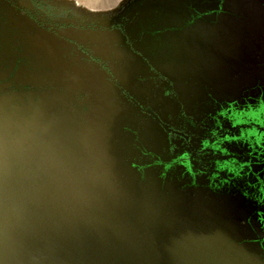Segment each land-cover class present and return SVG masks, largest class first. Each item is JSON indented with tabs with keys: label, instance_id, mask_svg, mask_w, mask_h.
Returning <instances> with one entry per match:
<instances>
[{
	"label": "rangeland",
	"instance_id": "1",
	"mask_svg": "<svg viewBox=\"0 0 264 264\" xmlns=\"http://www.w3.org/2000/svg\"><path fill=\"white\" fill-rule=\"evenodd\" d=\"M21 1L0 0V264H264V0ZM160 8L221 11L225 125L189 128L203 65H175L187 112H161L188 138L125 94L148 89L111 26Z\"/></svg>",
	"mask_w": 264,
	"mask_h": 264
},
{
	"label": "crops",
	"instance_id": "2",
	"mask_svg": "<svg viewBox=\"0 0 264 264\" xmlns=\"http://www.w3.org/2000/svg\"><path fill=\"white\" fill-rule=\"evenodd\" d=\"M150 16L152 18L147 20L149 21V24L146 26L147 28H139L140 31L131 28L127 29V32H144L147 34L148 39L147 46L139 48L135 45L134 50H130L135 62V80L138 79L139 76H142V78L148 79L147 81L149 82L147 85L148 92L139 93L141 96H138L137 93H133L135 98L141 105H149L153 107V111L161 114V89L157 94L154 92L155 88H161V81H158V85H156L153 77L155 74H159L160 76L162 74L164 77L172 79L170 76L173 75L175 65L181 61L182 64L186 66L185 70L187 73L189 72L190 64L205 66V80H207V85L211 88V92H206L204 95L196 94V96H194L195 103L202 105L213 103L214 97H220L218 94L215 95L213 93L214 82L217 83V86H219V82H221V88L217 90L228 89V85L224 84V82L229 81L228 67L230 60L227 40H224V36H214V31L223 33V29L221 28L222 31H220L219 29L213 30V27L202 28V30L204 29L203 31L210 35L206 34L204 37L195 38L196 43L191 47L193 49L190 48V59V52L187 48L182 46L181 37L172 30H166L164 24L161 25V8L152 11ZM198 41L200 44H197ZM194 53L195 60L193 59ZM214 70H216V72H214ZM221 96L224 97L225 95L222 94ZM155 98L157 100L154 101L153 99Z\"/></svg>",
	"mask_w": 264,
	"mask_h": 264
},
{
	"label": "flooded vegetation",
	"instance_id": "3",
	"mask_svg": "<svg viewBox=\"0 0 264 264\" xmlns=\"http://www.w3.org/2000/svg\"><path fill=\"white\" fill-rule=\"evenodd\" d=\"M8 1L9 3H13L15 6L21 8L22 10L27 9V6L24 2H22L21 0H5ZM125 12H127L126 8H121L119 10L113 11V12H109L107 13L109 16H111V20L112 21H121V15L124 14ZM216 13V15L218 16L221 11H210L207 10L205 12V14L201 13L198 14L197 11H195V13L189 14L190 18H187L188 15L184 16V18L179 17L178 20H176V23L173 26H169L166 27V30H172L174 31V33H176L179 37H181V41H182V46H184L185 48H187V50H189L191 47H193V45H195L196 41L195 38H201L204 37L207 33L205 31H203L206 27L211 28L213 27V30H221V28L223 29V33H217L214 31V36H224V40H227V44L229 45V31L228 28L229 26L227 24H223L219 25V19H215L214 18V14ZM33 17V16H32ZM201 17V18H199ZM100 21H106L103 19H99ZM149 20V19H148ZM216 20L217 24L215 25L214 21ZM130 22V23H129ZM149 24V21H141L139 23H135L134 21H127V19H125L124 22H119V24L117 25H113L111 26V28L114 27H118L120 30H122L123 32H125V39L126 42L128 44V46L130 47V50H134L135 45L139 48H143L144 46H147V34L144 32H137L140 31L139 28H147L146 26ZM128 27L129 29H137V31H130L127 32L126 28ZM202 28H204L202 30ZM144 30V29H143ZM199 30V31H198ZM197 31V32H196ZM188 32L191 33V35L188 34ZM199 32V33H198ZM210 35V34H207ZM193 39V40H192ZM197 44H200V42L198 41ZM226 44V41H225ZM227 46V45H225ZM228 47V46H227ZM193 49V48H191ZM193 59L195 60V56H193ZM204 66V65H203ZM198 67V65H197ZM241 68V67H240ZM229 69V67H228ZM199 70V69H198ZM205 70L204 68H200V71ZM198 74V73H197ZM195 74V78H194V82L195 85L194 87L196 88L195 91V96L196 94H201L204 95L206 92L210 93L211 92V88H209V85H207V80L206 79V72L202 75H197ZM139 79L146 81L147 83H145V87L147 89V85H148V79L146 78H142V76L138 77ZM230 79V77H229ZM153 80H155V84L158 85V81H161V87L165 88L167 90H171L170 96L171 97H176L178 96L177 92L175 90H173L172 88L175 87L174 83L171 82V80H169V78L164 77L162 74L161 76L159 74H155L153 77ZM229 81L224 82L225 85H228L229 88ZM209 83V82H208ZM211 84V83H210ZM174 87H173V86ZM156 87V86H155ZM208 88V89H207ZM218 88H221V83L219 84V86H217V84L214 83V89H213V93L216 95L218 94L220 97L219 98H215L213 99V103L211 104H198L196 103L198 106L197 109H188V111L191 112H206L208 113V115L203 118L201 121H203L202 123L199 122H193L194 124L190 125V129H198V128H203V127H214L216 126V124L218 125L219 123H222V125H225L228 121V117H227V102H228V89L226 90H222ZM160 87H157L154 89V92L157 94V92L160 91ZM175 91V92H173ZM125 94L128 96L129 99H131L136 105H138L143 111L149 113L152 117H154L157 122H159L160 125L163 126V128L169 132H172L175 135H181L184 136L185 138H188V134L187 132L184 131V128L181 125H174V124H170L169 122H167L168 118L163 115L161 116V114L159 112L153 111V107L149 106V105H141L140 102H138V100L135 98L134 94H132L130 91L125 90ZM224 94L225 96L222 97L221 95ZM138 96H141L138 94ZM168 95V97H170ZM173 98V99H174ZM148 99V98H147ZM154 101L156 99H153ZM170 107H168V109H163L161 108V112H187V109H184L183 107H179L177 108V104L179 103L180 106H182V102H177L176 98L175 100H171L170 101ZM256 102V100L254 101V103ZM201 107V108H200ZM167 119V120H166ZM198 119V117H197ZM182 122H185L183 119H181ZM187 123V122H186ZM168 127V128H167Z\"/></svg>",
	"mask_w": 264,
	"mask_h": 264
},
{
	"label": "water",
	"instance_id": "4",
	"mask_svg": "<svg viewBox=\"0 0 264 264\" xmlns=\"http://www.w3.org/2000/svg\"><path fill=\"white\" fill-rule=\"evenodd\" d=\"M168 128V127H167ZM61 259L63 260L64 258L63 257H61ZM90 259H93V257H90Z\"/></svg>",
	"mask_w": 264,
	"mask_h": 264
}]
</instances>
